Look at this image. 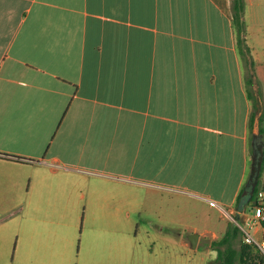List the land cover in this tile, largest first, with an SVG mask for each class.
Wrapping results in <instances>:
<instances>
[{
	"label": "crops",
	"instance_id": "obj_1",
	"mask_svg": "<svg viewBox=\"0 0 264 264\" xmlns=\"http://www.w3.org/2000/svg\"><path fill=\"white\" fill-rule=\"evenodd\" d=\"M243 16L264 110V0H244ZM232 18L230 0H0V152L31 159L0 157V264H62L64 236L42 226L67 223L86 176L120 181L115 193L127 182L184 192L248 226L252 207L235 200L251 102ZM260 126L263 139L264 116ZM258 180L264 189V167ZM249 230L263 239L264 221ZM170 241L150 253L159 264L181 262ZM97 254L88 264H109Z\"/></svg>",
	"mask_w": 264,
	"mask_h": 264
},
{
	"label": "rangeland",
	"instance_id": "obj_2",
	"mask_svg": "<svg viewBox=\"0 0 264 264\" xmlns=\"http://www.w3.org/2000/svg\"><path fill=\"white\" fill-rule=\"evenodd\" d=\"M244 70L248 79L250 66L245 65ZM255 73L264 101V71L258 73L255 69ZM245 85L255 94L253 81L249 84L246 80ZM25 175L23 172V186L28 185ZM107 180L86 176L84 185L76 190L75 201L71 200L63 209L67 223L42 226L44 232L64 236L67 245L62 264H88L94 261L97 253L108 256L109 264H159L151 251L162 254L173 249L170 241L173 237L176 238L174 249L181 255L180 264H212L217 261V253L211 241L220 238L232 225L242 224L235 210L209 204L184 192L127 182L131 190L115 193L114 187L122 183ZM247 227L249 230L250 226ZM193 232H202L195 247L188 239ZM178 239H181L180 245Z\"/></svg>",
	"mask_w": 264,
	"mask_h": 264
},
{
	"label": "trees",
	"instance_id": "obj_3",
	"mask_svg": "<svg viewBox=\"0 0 264 264\" xmlns=\"http://www.w3.org/2000/svg\"><path fill=\"white\" fill-rule=\"evenodd\" d=\"M230 6L232 11V24L235 31V37H236V48L238 53L244 57L246 62V67L249 63V47L247 46L245 42V21H244V0H230ZM247 82L251 84L252 79L249 77L247 79ZM247 97L251 102V109L248 116V122H247V129H248V152L252 153V145H251V138H252V125L254 120V114L255 110L258 108V102L257 97L253 93L251 88H246ZM264 116V110L261 114L260 120H262ZM260 133L263 132L261 126L259 127ZM262 151H263V159L261 163V169L264 167V138L262 139ZM1 158L6 159H12L15 161H21V162H28L31 159H26L21 156L12 155L8 153H1ZM260 175V173H259ZM259 178V177H258ZM244 186V184H243ZM243 186L239 190V193L235 200V205L237 204L240 194L242 192ZM259 189V180L257 181V184L254 188L253 195L251 197V201L253 202L255 199V195ZM242 231L239 228V226L232 225L231 227L227 228L225 233L218 239H213L211 241V246L217 251L216 259L217 261L212 264H251V251H252V245L246 244L244 242L241 243L239 250L235 249L233 246L234 240L238 237L243 236Z\"/></svg>",
	"mask_w": 264,
	"mask_h": 264
},
{
	"label": "water",
	"instance_id": "obj_4",
	"mask_svg": "<svg viewBox=\"0 0 264 264\" xmlns=\"http://www.w3.org/2000/svg\"><path fill=\"white\" fill-rule=\"evenodd\" d=\"M253 83H254L253 87L255 90V95L258 100L259 108L255 110V114H254V120L251 131L252 134L251 145L253 150L251 153L250 170L236 205L238 212H241L248 207H252L249 205V203L251 201L254 188L258 181V177L261 169V163L263 159L262 138L259 131L260 117L263 111V103L261 97L258 95L257 92V83L256 82ZM198 237H199L198 232H193L188 235V239L192 247H195L197 245Z\"/></svg>",
	"mask_w": 264,
	"mask_h": 264
},
{
	"label": "built area",
	"instance_id": "obj_5",
	"mask_svg": "<svg viewBox=\"0 0 264 264\" xmlns=\"http://www.w3.org/2000/svg\"><path fill=\"white\" fill-rule=\"evenodd\" d=\"M252 219L248 222V226L251 225L254 221L262 222L264 221V189H258L255 199L252 202ZM239 227L243 233V242L252 246H255L262 254L264 258V238L263 239H255L252 234L249 232L248 227L242 224H239ZM254 264H261L260 262H256Z\"/></svg>",
	"mask_w": 264,
	"mask_h": 264
}]
</instances>
